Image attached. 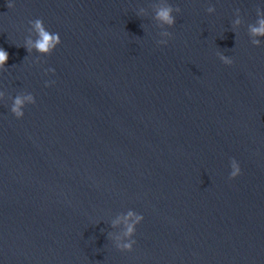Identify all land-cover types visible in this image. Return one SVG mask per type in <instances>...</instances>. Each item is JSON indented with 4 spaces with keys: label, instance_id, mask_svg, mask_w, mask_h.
Listing matches in <instances>:
<instances>
[{
    "label": "water",
    "instance_id": "95a60500",
    "mask_svg": "<svg viewBox=\"0 0 264 264\" xmlns=\"http://www.w3.org/2000/svg\"><path fill=\"white\" fill-rule=\"evenodd\" d=\"M9 2L0 264H264V0ZM37 19L62 40L49 57L26 50ZM129 213L144 217L131 252Z\"/></svg>",
    "mask_w": 264,
    "mask_h": 264
},
{
    "label": "clouds",
    "instance_id": "9594fccd",
    "mask_svg": "<svg viewBox=\"0 0 264 264\" xmlns=\"http://www.w3.org/2000/svg\"><path fill=\"white\" fill-rule=\"evenodd\" d=\"M9 8L14 7L12 0H10L8 4ZM214 9H209V13L213 12ZM180 9H174L171 6H164L159 8L156 11V20L161 24V26H167L168 28H174L176 25V15H178ZM236 24H240V20L236 21ZM32 34L35 35V40L29 39L27 41L26 50L29 54L35 50L43 57L51 56L58 47L61 46L62 40L59 33L50 32L43 22V20H35L31 23V31ZM251 34L254 38L253 43L256 47L261 46V40L259 38H264V18L259 20L258 27L251 28ZM165 37L171 38V33L165 32ZM168 39L161 40L159 44L161 46H167ZM219 59L225 65H231L233 63L232 59L229 57L220 55ZM9 61V53L0 48V72L5 71L7 68ZM53 75H55V70H49ZM46 86H51L49 83ZM36 98L32 94L24 93L20 96H17L14 100L13 105L11 106V113L17 120H22L25 116V109L29 105H35ZM241 175V167L236 160L231 162V174L230 179L235 180ZM144 220L142 215H136L133 213H129L126 217H121L116 221V226L123 224L126 231L123 233L122 237L117 239V247L120 251H128L131 252L133 250V245L136 243L133 240V236L135 235V230L137 225L141 224ZM127 240L128 242H125Z\"/></svg>",
    "mask_w": 264,
    "mask_h": 264
}]
</instances>
